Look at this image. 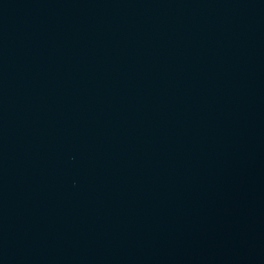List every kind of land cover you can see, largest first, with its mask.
<instances>
[{
    "label": "water",
    "instance_id": "obj_1",
    "mask_svg": "<svg viewBox=\"0 0 264 264\" xmlns=\"http://www.w3.org/2000/svg\"><path fill=\"white\" fill-rule=\"evenodd\" d=\"M0 264H264V0H0Z\"/></svg>",
    "mask_w": 264,
    "mask_h": 264
}]
</instances>
